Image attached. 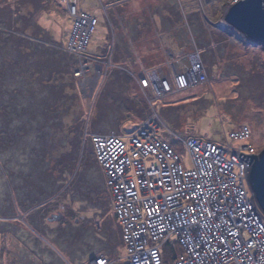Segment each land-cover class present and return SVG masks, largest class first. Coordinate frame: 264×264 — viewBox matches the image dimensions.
<instances>
[{
  "label": "rangeland",
  "instance_id": "rangeland-1",
  "mask_svg": "<svg viewBox=\"0 0 264 264\" xmlns=\"http://www.w3.org/2000/svg\"><path fill=\"white\" fill-rule=\"evenodd\" d=\"M193 1L188 9L179 0H0V264H88L102 255L124 257L105 174L86 133L127 139L152 118L158 138L169 142L187 167L191 162L181 141L191 135L221 142L247 125L249 143L264 149L263 52L240 45L216 26L222 0ZM74 6L96 18L83 54L68 50ZM41 13L63 21L58 36L37 25ZM162 18L178 22L187 36L196 34V24L201 35L216 38L213 70L195 50L191 66L181 71L199 58L204 81L160 98L138 83L143 97L134 90L131 97L129 85L123 86L117 70L111 72L113 63L107 70L102 63L112 60L116 45L126 47L122 28L135 30ZM82 67L85 74L75 77ZM144 76L149 78L142 73L139 80ZM179 93L193 96L159 117L167 96ZM136 103L145 106L141 123ZM52 215L61 217L50 221ZM101 225L105 232L99 235ZM166 252L174 251L170 246Z\"/></svg>",
  "mask_w": 264,
  "mask_h": 264
},
{
  "label": "built area",
  "instance_id": "built-area-1",
  "mask_svg": "<svg viewBox=\"0 0 264 264\" xmlns=\"http://www.w3.org/2000/svg\"><path fill=\"white\" fill-rule=\"evenodd\" d=\"M237 1L222 0L219 14ZM70 9L74 26L68 50L80 53L96 18ZM107 61L104 70L112 65ZM195 62L171 77L144 76L140 86L150 89L152 98L194 86L207 75L199 58ZM82 74L84 67L74 76ZM133 130L127 139L85 134L104 171L125 249L122 258L102 255L88 264H264V214L247 181L253 157L249 163L239 157L260 154L249 143L248 126L221 142L194 135L183 139L189 167L169 142L158 138L156 120L146 119ZM170 246L174 252L167 254Z\"/></svg>",
  "mask_w": 264,
  "mask_h": 264
},
{
  "label": "crops",
  "instance_id": "crops-1",
  "mask_svg": "<svg viewBox=\"0 0 264 264\" xmlns=\"http://www.w3.org/2000/svg\"><path fill=\"white\" fill-rule=\"evenodd\" d=\"M182 2L188 9L195 4L193 0H182ZM168 15L169 17L171 16L170 14ZM163 17H165V15ZM195 26L196 27L193 28L196 34H193L194 32L191 34L192 36H196V38L195 36L193 37L197 40L198 44H196L195 41L194 43L191 41L193 40L190 39L191 34L187 36L178 22L171 24L163 18L161 20L139 23L135 25V30H133L134 27L129 29L122 28L121 31L124 32L123 36L127 43L126 47L122 43H119V45H116L114 48V53H112L113 56H111V63H113L114 70L111 72L117 70L115 73L118 79H121L123 86L124 82L129 85L128 92L131 97L133 96V94H131L132 90L138 94L141 93L143 97V92L145 91L142 90L138 84L142 73L150 77L154 75L169 77L172 73L179 72L191 66V60H193V53L195 50L199 51L204 65L210 72L213 70L214 59L217 55V53L214 52L217 50H211V47L217 46L220 43H216V38H210L209 33L207 35H201L202 29L197 27L196 24ZM137 30L138 32H135ZM103 50H105V48H103ZM95 55H98V57L103 56L104 58L107 56L106 53L101 55L97 52ZM189 95L185 93L168 95L165 99L167 102L166 105L161 104L159 106L160 112H158V115L161 114L163 116L165 111L186 104L188 99L193 96ZM143 102L145 104L144 100ZM133 108L138 111L136 117L139 119V123H141L144 118L139 115V113L144 114L146 112L145 106L136 103L133 104ZM161 115L159 117H161Z\"/></svg>",
  "mask_w": 264,
  "mask_h": 264
},
{
  "label": "water",
  "instance_id": "water-1",
  "mask_svg": "<svg viewBox=\"0 0 264 264\" xmlns=\"http://www.w3.org/2000/svg\"><path fill=\"white\" fill-rule=\"evenodd\" d=\"M224 18L249 43L258 45L264 55V0H240L228 9ZM239 157L248 163L253 157L248 175V186L255 202L264 214V149L257 157L242 153ZM60 217V215H52L49 220L55 221ZM94 260L95 258H92L90 262Z\"/></svg>",
  "mask_w": 264,
  "mask_h": 264
},
{
  "label": "bare ground",
  "instance_id": "bare-ground-1",
  "mask_svg": "<svg viewBox=\"0 0 264 264\" xmlns=\"http://www.w3.org/2000/svg\"><path fill=\"white\" fill-rule=\"evenodd\" d=\"M240 1V0H239ZM239 1H237V2H239ZM236 4V3H235ZM234 5V4H233ZM232 6V5H231ZM230 6V7H231ZM226 7H227V5H226ZM226 7H224V8H222L221 9V11H220V14L217 16V19H216V22L218 23V24H216V26L218 27V28H221V29H224L225 31H227L228 33H230V35H232L233 36V38H235V41L237 42V43H239L240 45L242 44H244V45H249V46H254V47H259L258 45H254V44H252V43H249L239 32H237L232 26H230L226 21H225V15H226V13H227V11H228V9L230 8V7H228V8H226ZM226 8V9H225ZM239 36L241 37V38H239ZM233 40V39H232ZM231 42V44L234 42V41H230ZM235 43V42H234ZM260 48V47H259ZM159 77H162V76H159ZM105 179V178H104ZM106 185V184H105ZM107 188V187H106Z\"/></svg>",
  "mask_w": 264,
  "mask_h": 264
},
{
  "label": "clouds",
  "instance_id": "clouds-1",
  "mask_svg": "<svg viewBox=\"0 0 264 264\" xmlns=\"http://www.w3.org/2000/svg\"><path fill=\"white\" fill-rule=\"evenodd\" d=\"M36 23L39 27L51 31L54 37H56L59 34V28L57 27V24H62L63 21L59 20L51 13L49 14L41 13L36 18Z\"/></svg>",
  "mask_w": 264,
  "mask_h": 264
},
{
  "label": "trees",
  "instance_id": "trees-1",
  "mask_svg": "<svg viewBox=\"0 0 264 264\" xmlns=\"http://www.w3.org/2000/svg\"><path fill=\"white\" fill-rule=\"evenodd\" d=\"M104 223V222H103ZM104 228L103 226L101 225V227H99V235H102L104 233ZM106 236V235H105Z\"/></svg>",
  "mask_w": 264,
  "mask_h": 264
}]
</instances>
